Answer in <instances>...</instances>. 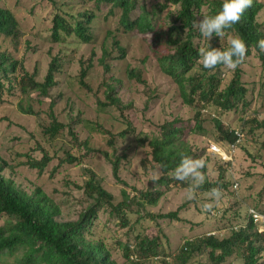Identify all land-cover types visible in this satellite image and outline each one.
<instances>
[{"label":"rangeland","instance_id":"obj_1","mask_svg":"<svg viewBox=\"0 0 264 264\" xmlns=\"http://www.w3.org/2000/svg\"><path fill=\"white\" fill-rule=\"evenodd\" d=\"M160 1L162 0H141V3L151 6ZM0 5L14 12L21 32L17 40L2 38L0 42L18 59L23 60L26 68L31 73H36L38 80H44L52 58H59L57 85L51 89L50 96H40L37 91L25 95L17 89L7 95V99L0 101V153L8 161L3 173L14 178L17 184L28 191L40 186L60 206L59 219H77L92 201L83 189L90 177L88 169L97 174L103 187L115 197L116 203L126 197L124 190L131 197L136 189H166L157 179L153 181V176L161 177L162 170L152 159L151 147L147 142L140 143L138 137L146 135L151 138L159 135L160 125L176 117L187 126L181 140L187 141L198 153V159L205 163V167L201 169L204 182L220 180L227 183V186L214 187L221 192L218 200L211 195L213 188L206 190L200 186L194 189L195 196L189 200L186 197L190 183L186 186L173 184L169 190H165L156 205L145 204L141 208L133 203L127 209L128 225H122L116 216L111 215L110 208H102L95 220V231L104 238L116 261L119 264H129L124 255V246L136 243L137 237L141 235L158 236L161 244L159 256L143 259L139 264H173L175 256L188 239L203 238L211 233L219 238L226 237L233 227L246 221L249 207L257 204L260 209L264 208V198L261 201L259 195L264 186V148L261 147L264 131L257 129L252 133L247 124L243 140L231 151L226 142L217 141L218 131L213 118L218 112L214 106L202 110L203 130L191 131L196 109L183 102L177 83L160 68L157 52H163L164 47L154 46L150 34L145 37L136 31L125 32L119 24V10L111 15L104 4L101 9L95 7V0H0ZM90 7L96 13L92 24L95 37L93 41L85 43L74 36L58 42L53 40L51 28L56 12L65 10L78 13ZM206 11L207 8L203 10ZM257 19L264 29V7ZM231 38L230 35L227 40ZM198 41L205 47L211 40L202 37ZM119 46L126 49L124 57H120ZM104 48L112 52L107 60L110 65L107 72L100 61ZM86 66V82L90 88L80 83L81 68ZM242 67L243 80L249 89L246 98L250 105L246 116L252 118L255 115L263 119L264 70L261 61L255 54H251L243 61ZM130 68L140 70L146 82L130 77ZM226 76L224 75L225 80L230 74ZM114 78L120 80L117 85L118 95L127 105L125 116L133 124V129L125 136L117 135L127 128L120 109L101 105L105 101V81H112ZM149 96L152 99L147 105ZM52 99L56 102L54 111L58 119L74 129L79 141L89 140V145L93 148L115 152L117 155L126 154L121 162L120 177L127 185L118 183L110 161L101 152L87 151L72 137L69 127L55 139H47L44 130L51 121L48 113ZM20 103L24 106L33 105L35 113H24ZM241 116L240 111L220 115L234 129L240 128ZM98 125L116 134L115 149L109 145V137L98 130ZM211 144H218L223 152L232 155V159L227 160L222 153L212 150ZM43 149L53 156V160L40 174L36 169L30 168L26 160L28 154L41 158ZM68 153L79 157L80 161L63 163L58 170H54L60 159L66 158ZM235 182L239 183L237 188L234 187ZM206 203L213 205L210 211L204 209ZM179 208L182 220L153 218L148 215L167 213ZM210 261L209 250L204 248L196 251L187 264H208ZM0 264L16 263L14 258H10L1 260ZM221 264H244V259L235 254Z\"/></svg>","mask_w":264,"mask_h":264},{"label":"trees","instance_id":"obj_2","mask_svg":"<svg viewBox=\"0 0 264 264\" xmlns=\"http://www.w3.org/2000/svg\"><path fill=\"white\" fill-rule=\"evenodd\" d=\"M53 1V0H52ZM98 9L104 4L109 14L120 11L119 24L125 32L136 31L147 37L151 35L154 46H163V52H157V61L162 71L177 83L180 95L185 104L196 109L195 122L191 131L203 130L202 110L214 106L218 112L213 121L218 131L217 141L226 142L228 145L237 142L236 129L228 126L220 117L229 112H242L240 129L244 135L249 131L255 133L257 129L264 131V118L258 116L249 118L246 111L250 105L246 96L248 87L243 80V61L248 55L255 54L261 61L264 70V51H261L257 42L264 38V29L257 17L264 7V0H252L251 6L245 10L241 19L232 27L225 30L223 37L213 34L209 44L204 48H226L228 36L239 35L245 39L248 50L242 62L235 69H228L218 65L214 70H206L198 62V49L203 47L198 39L203 36L195 21L203 15H215L220 11L223 0H162L154 2L151 6L141 3V0H95ZM207 8L206 12L203 10ZM165 13V14H164ZM96 16L94 8H87L78 13L58 11L53 17L51 36L58 42L66 37L74 36L79 41L88 43L94 40L92 24ZM19 21L14 12L0 5V41L17 40L21 34ZM149 37V36H148ZM118 42V41H117ZM116 42V45H118ZM120 57L126 55V49L119 46ZM112 52L104 48L101 63L106 72L110 70L107 62ZM59 70V58H52L44 80L36 78V73H31L24 61L18 59L10 50L4 48L0 42V101L7 99L15 90L22 94L38 92L40 96H50L51 89L57 85L56 73ZM129 76L145 83L140 70L130 68ZM230 74L225 80L224 75ZM88 66L81 68L80 83L90 88L86 82ZM227 77V76H226ZM120 80L105 81V101L103 106H115L120 109L127 123V128L118 132V136H125L133 129V124L124 114L127 105L118 95L117 85ZM264 88V71L262 78ZM152 96L147 99V105ZM55 100L52 99L49 108L50 123L45 128L47 139L53 140L62 131L69 127L60 121L54 111ZM241 105V106H240ZM24 113L34 114L33 105L24 106L20 103ZM219 114V115H218ZM218 115V116H217ZM71 125V124H70ZM187 126L179 118L166 121L160 125V134L149 138L139 136L140 143H148L151 147V156L154 162L160 165L162 175L157 179L161 186L153 190H137L129 197L125 196L119 202L114 201V196L106 190L97 174L88 169L90 177L83 186L84 192L92 199L90 204L74 220H61L60 206L40 186L32 191L26 190L17 184L12 177L4 175L3 171L8 166V161L0 153V261L14 258L16 264H119L113 257L111 249L102 236L96 234L95 220L102 208H110L111 215L116 216L122 225H128L127 209L137 204L156 205L165 190L173 184L188 185L189 182L175 180L174 171L180 163L181 156L198 159L196 150L187 141L181 140V135ZM98 130L109 137L108 143L115 149L116 134L111 130L98 125ZM72 137L83 145L89 152H101L112 164L113 175L118 183L127 185L120 177V166L126 154L117 155L115 152L93 148L89 140L79 141L72 127H69ZM240 144V143H239ZM264 148V138L261 140ZM27 165L36 169L40 174L45 171L53 160V156L43 149L41 158L27 155ZM80 158L68 153L66 158H61L58 166L63 163H75ZM223 174L221 175V178ZM218 183V184H217ZM235 184V183H234ZM218 185V186H217ZM226 187L227 183L204 182L201 189L211 190L214 187ZM239 186V185H238ZM260 198H264V186L260 190ZM264 213L257 204L252 206ZM250 208V207H249ZM139 210V208H138ZM249 211V210H248ZM180 208L167 213H148L153 218L182 220ZM248 214L242 224L231 229L228 236L219 238L215 234H207L203 238L188 239L183 244L180 252L175 256L173 264H187L196 251L204 248L209 250L211 261L208 264H221L229 257L237 254L244 259V264H264V230ZM134 244L124 246V255L129 264H139L143 259L160 255V241L158 236H138Z\"/></svg>","mask_w":264,"mask_h":264},{"label":"clouds","instance_id":"obj_3","mask_svg":"<svg viewBox=\"0 0 264 264\" xmlns=\"http://www.w3.org/2000/svg\"><path fill=\"white\" fill-rule=\"evenodd\" d=\"M252 0H223L222 7L215 15H203L202 18L195 21L193 26L198 27L200 34L209 41L213 34L219 37L225 35V30L232 27L240 19L247 8L251 6ZM257 46L264 51V38L257 42ZM248 46L245 39L236 35L228 41L226 48L201 47L198 49V62L203 69L214 70L218 65H222L228 69H235L244 59ZM205 167V163L201 159H193L188 156H181L180 163L175 168L174 179L178 181H186L190 183L187 191V199L191 200L195 196L194 189L198 188L204 182L205 177L201 173V169ZM155 182L158 177L153 176ZM211 195L218 200L221 192L213 188ZM204 209L210 211L213 207L211 203L204 204Z\"/></svg>","mask_w":264,"mask_h":264},{"label":"built area","instance_id":"obj_4","mask_svg":"<svg viewBox=\"0 0 264 264\" xmlns=\"http://www.w3.org/2000/svg\"><path fill=\"white\" fill-rule=\"evenodd\" d=\"M236 133L238 135V139L237 142H235L234 144H230V148L231 151H234L236 149V147L239 145V143H241V141L244 138V133L240 130V129H236ZM211 148L212 150L216 151V152H220V154L222 153L223 157L227 160H231L232 159V155H228L225 152L222 151L221 147L218 144H211ZM239 185L238 182H235L234 187L237 188ZM249 215L254 219L255 222H257L260 226L261 230H264V213L260 212L259 210H257L254 207H250L249 208Z\"/></svg>","mask_w":264,"mask_h":264}]
</instances>
